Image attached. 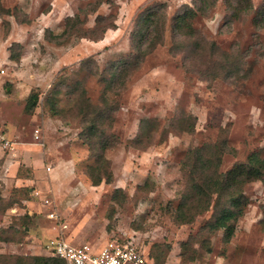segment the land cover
Wrapping results in <instances>:
<instances>
[{
  "label": "rangeland",
  "instance_id": "rangeland-1",
  "mask_svg": "<svg viewBox=\"0 0 264 264\" xmlns=\"http://www.w3.org/2000/svg\"><path fill=\"white\" fill-rule=\"evenodd\" d=\"M68 16L88 36L117 26L99 43L58 40ZM253 152L264 155V0H0V264L50 257L62 232L166 244L165 264H182L187 240L202 252L189 264H264V179L242 187L228 241L209 230L217 194L191 223L176 210L198 166L225 174ZM99 163L113 177L94 185Z\"/></svg>",
  "mask_w": 264,
  "mask_h": 264
},
{
  "label": "trees",
  "instance_id": "trees-1",
  "mask_svg": "<svg viewBox=\"0 0 264 264\" xmlns=\"http://www.w3.org/2000/svg\"><path fill=\"white\" fill-rule=\"evenodd\" d=\"M6 12H9V10H6ZM150 16L152 17L153 14L148 13V15L144 17V21L142 20L138 23L140 25L139 28L143 30L146 28V22L149 21L151 18ZM66 19L62 32L53 34L58 40L60 36L69 38L72 36H79L80 38L88 37L91 40L99 41L104 38V34L108 28H116L117 26L116 22H114L112 26H101L99 35L94 31L88 36L85 35L83 22L79 16H68ZM10 57L15 60L19 59L18 55H14L12 52ZM38 100L39 94L32 90L26 100V112L33 113L38 104ZM51 112H56L54 106H51ZM98 159H100V156ZM91 167L94 168L92 169L93 171H96V175L93 178L94 185L101 183L103 180L106 182L112 181L113 172H102L101 170L104 169L102 168V163L91 165ZM217 172L216 170H211L209 162L206 165L198 166L196 177L190 176L189 183L187 184L186 182L184 187L185 193L183 194L179 206L176 208L178 214L177 220L182 223L193 222L197 214L209 209L212 195L217 194L218 197H222L224 201L221 203L220 207L218 206L219 208L215 214L214 220L209 224V230L214 233L223 229L224 238L228 241L234 235L236 222L243 215L244 208L247 204V199L241 191L242 187L250 181L264 179V155L262 156L258 152H253L248 156L247 161L238 164L227 173L220 174ZM237 186H240L239 190L236 188ZM188 195H191L192 198ZM202 249L205 252H210L211 246L210 244L208 245V243H204ZM169 252V245L158 244V248L152 250L150 256L154 258V264H165ZM181 256L182 264H189V262L200 258L202 252L199 248H196L191 241L187 240L182 243ZM11 257L15 258V264H66L63 259L52 255L50 257L43 255H13ZM9 261L11 263V260Z\"/></svg>",
  "mask_w": 264,
  "mask_h": 264
},
{
  "label": "built area",
  "instance_id": "built-area-1",
  "mask_svg": "<svg viewBox=\"0 0 264 264\" xmlns=\"http://www.w3.org/2000/svg\"><path fill=\"white\" fill-rule=\"evenodd\" d=\"M35 133L39 139L38 127ZM49 216L60 223L55 212ZM46 245L50 255L63 259L66 264H154L149 250L128 239L110 238L101 246L88 242L77 244L60 233L50 238Z\"/></svg>",
  "mask_w": 264,
  "mask_h": 264
},
{
  "label": "crops",
  "instance_id": "crops-1",
  "mask_svg": "<svg viewBox=\"0 0 264 264\" xmlns=\"http://www.w3.org/2000/svg\"><path fill=\"white\" fill-rule=\"evenodd\" d=\"M105 39V38H104ZM104 39H102V40H104ZM102 40H100V41H102ZM98 43H99V41H98ZM37 128V127H36ZM35 128V129H36ZM38 128L40 129V133H39V142H36L37 144H34L33 143V146H37V147H39L40 148V146L43 144V141H41V139H42V128L41 127H39L38 126ZM7 132H9L8 134H10V131H7ZM35 133V132H34ZM7 134V133H6ZM35 136H36V133H35ZM5 138V137H4ZM37 138V137H36ZM38 139V138H37ZM9 142V141H8ZM39 144V145H38ZM6 147L7 146H9V145H5ZM33 148H36V147H33ZM38 149V148H37ZM63 161H65V160H63ZM63 165V164H62ZM62 165H60L59 167H58V165L57 166H55V171H53L54 173H53V177L54 178H56L57 176H58V174H59V176L61 175V171H60V168H62ZM49 167V170H51V166H48ZM57 168H59V169H57ZM61 229L63 230L64 228H63V225L61 224ZM62 234H64L63 232H62ZM49 240V239H48ZM47 240V241H48Z\"/></svg>",
  "mask_w": 264,
  "mask_h": 264
}]
</instances>
